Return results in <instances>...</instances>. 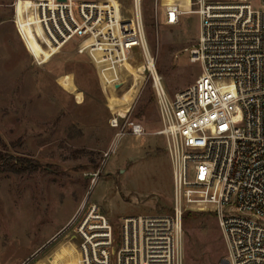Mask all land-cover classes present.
Segmentation results:
<instances>
[{
  "label": "rangeland",
  "instance_id": "obj_1",
  "mask_svg": "<svg viewBox=\"0 0 264 264\" xmlns=\"http://www.w3.org/2000/svg\"><path fill=\"white\" fill-rule=\"evenodd\" d=\"M119 1L130 8L129 0ZM20 2L16 24V0H0V264H74L81 253L77 225L70 224L87 202L117 227L125 218L171 212V162L153 83L137 71L140 56L110 68L123 79L120 91L103 90L100 68L77 53L78 43L59 51L40 41L36 2ZM196 2L160 0L159 25L156 0H145L150 49L171 98L201 74L188 52L200 17L185 14L166 26L163 14L168 4L195 10ZM119 113L127 117L112 128ZM130 122L145 134L133 135ZM195 209L184 222L185 264H219L226 246L218 217Z\"/></svg>",
  "mask_w": 264,
  "mask_h": 264
},
{
  "label": "built area",
  "instance_id": "obj_2",
  "mask_svg": "<svg viewBox=\"0 0 264 264\" xmlns=\"http://www.w3.org/2000/svg\"><path fill=\"white\" fill-rule=\"evenodd\" d=\"M33 1L45 39L59 51L77 42V53L100 68L103 90L120 91L123 79L110 68L128 67L140 56L143 72L137 71L153 83L171 162L168 215L125 218L117 227L96 204L83 206L70 224L77 225L78 264H185L184 218L196 205L218 217L226 246L219 264H264V0H197L195 10L166 6V26L180 24L185 14L200 17L188 52L202 71L173 98L150 49L145 0H129L130 8L119 0ZM160 8L156 0L162 25ZM126 117L119 113L111 127L120 129ZM129 126L133 135L145 134L142 125ZM115 154L116 148L105 154L106 164Z\"/></svg>",
  "mask_w": 264,
  "mask_h": 264
},
{
  "label": "bare ground",
  "instance_id": "obj_3",
  "mask_svg": "<svg viewBox=\"0 0 264 264\" xmlns=\"http://www.w3.org/2000/svg\"><path fill=\"white\" fill-rule=\"evenodd\" d=\"M19 3H21V2H19ZM19 3H18V4H19ZM36 14H37V17H38V22H39V24H40V21H39V15H38V13H37V9H36ZM40 25H41V24H40ZM38 39H39L40 41L44 42V43H47V44L49 45L50 48H53V49L59 50L58 48L53 47V46H52V45H51V44L45 39V36H44V32H43V28H42V26L39 27ZM123 114H124V113H123ZM61 259H62V258H61ZM65 261H66V260H65ZM78 262H79V259L76 260L74 264H78ZM63 264H67V262H66V263H63ZM68 264H69V263H68Z\"/></svg>",
  "mask_w": 264,
  "mask_h": 264
},
{
  "label": "trees",
  "instance_id": "obj_4",
  "mask_svg": "<svg viewBox=\"0 0 264 264\" xmlns=\"http://www.w3.org/2000/svg\"><path fill=\"white\" fill-rule=\"evenodd\" d=\"M2 145V142H1V139H0V146ZM3 163H5V160H4V158H3V156H2V154L0 153V164H3ZM12 166H9L8 168H11ZM27 170H25V172H24V170L22 171V170H17L18 172H22V173H26V171H31L29 168H26ZM39 169V168H38ZM33 171L35 172V171H37V167L36 166H34L33 167ZM188 215H191L190 213H188ZM186 216H187V213H186V215H185V218H184V222H185V220H186ZM185 231V230H184Z\"/></svg>",
  "mask_w": 264,
  "mask_h": 264
},
{
  "label": "crops",
  "instance_id": "obj_5",
  "mask_svg": "<svg viewBox=\"0 0 264 264\" xmlns=\"http://www.w3.org/2000/svg\"><path fill=\"white\" fill-rule=\"evenodd\" d=\"M23 14H24L25 16L28 15V13L26 12L25 9L23 10ZM18 24H19V22H18Z\"/></svg>",
  "mask_w": 264,
  "mask_h": 264
},
{
  "label": "water",
  "instance_id": "obj_6",
  "mask_svg": "<svg viewBox=\"0 0 264 264\" xmlns=\"http://www.w3.org/2000/svg\"><path fill=\"white\" fill-rule=\"evenodd\" d=\"M63 1V0H62Z\"/></svg>",
  "mask_w": 264,
  "mask_h": 264
}]
</instances>
